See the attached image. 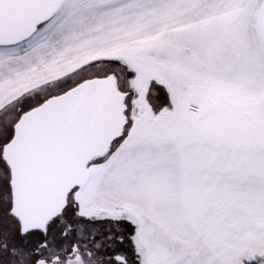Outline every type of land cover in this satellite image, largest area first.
Masks as SVG:
<instances>
[{
    "label": "snow or ice",
    "instance_id": "obj_1",
    "mask_svg": "<svg viewBox=\"0 0 264 264\" xmlns=\"http://www.w3.org/2000/svg\"><path fill=\"white\" fill-rule=\"evenodd\" d=\"M0 264H264V0H0Z\"/></svg>",
    "mask_w": 264,
    "mask_h": 264
}]
</instances>
